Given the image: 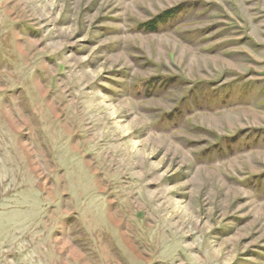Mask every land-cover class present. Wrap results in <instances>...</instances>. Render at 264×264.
I'll use <instances>...</instances> for the list:
<instances>
[{
	"label": "rangeland",
	"instance_id": "obj_1",
	"mask_svg": "<svg viewBox=\"0 0 264 264\" xmlns=\"http://www.w3.org/2000/svg\"><path fill=\"white\" fill-rule=\"evenodd\" d=\"M0 264H264V0H0Z\"/></svg>",
	"mask_w": 264,
	"mask_h": 264
},
{
	"label": "trees",
	"instance_id": "obj_2",
	"mask_svg": "<svg viewBox=\"0 0 264 264\" xmlns=\"http://www.w3.org/2000/svg\"><path fill=\"white\" fill-rule=\"evenodd\" d=\"M173 11H168L167 13L172 14ZM167 13H162L159 14L157 17L153 18V20H151V24H153L152 26L156 27V24L158 23V21L162 22L163 20H165L167 18Z\"/></svg>",
	"mask_w": 264,
	"mask_h": 264
}]
</instances>
